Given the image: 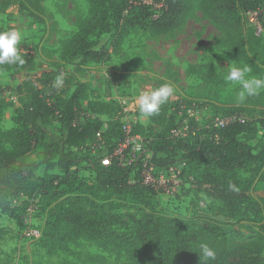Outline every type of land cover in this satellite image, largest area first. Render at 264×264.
Returning <instances> with one entry per match:
<instances>
[{
    "label": "trees",
    "instance_id": "obj_1",
    "mask_svg": "<svg viewBox=\"0 0 264 264\" xmlns=\"http://www.w3.org/2000/svg\"><path fill=\"white\" fill-rule=\"evenodd\" d=\"M18 1L32 16H36L32 8L42 10L39 0ZM190 4L189 0H89L88 17L64 43L61 59L72 65L108 62L122 52L131 35L178 28L187 17ZM263 4L264 0L199 2L202 13L223 33L232 58L240 64L264 66V45L247 17L251 11H261L263 28ZM23 50L26 51L23 66L3 65L2 69L16 73L32 69L34 61L29 49L23 45ZM53 82L51 72H43L34 81L25 80L19 87L25 95L14 111V126L7 130L0 128V211L12 215L22 228L25 206L10 209L8 200L24 195L39 196L46 202L47 218L36 242L39 251L48 257L71 253V244L84 240L114 258L109 262L105 256L88 254L85 264H205L198 254L200 245L207 243L217 253V259L207 264H264V196L255 200L242 188V182L230 183L232 173L248 168L254 172L251 182H264V141L257 146L250 144L258 129L264 133V117L252 121L244 118L224 129H206L189 119L190 140L175 139L172 130L180 128L188 118L182 108L186 102L169 101L163 111L172 123L166 124L161 132L136 124L135 133L145 142L141 159L150 154L149 167L185 163L206 169L204 183L199 186L212 204L219 202L214 214L222 219H177L151 205L160 192L144 185L141 161L129 167L113 162L106 168L101 165L102 152L94 155L81 150L94 142L102 129L98 118L97 123H77L79 94L87 86L80 84L66 96L53 87ZM7 107H0V122ZM235 113L240 115L238 111L228 115ZM101 114L109 116L107 109ZM122 117L109 121L103 131L106 153L110 154L123 138ZM49 130H54L60 140L51 141ZM39 150L40 161L27 160L29 154ZM41 167L47 170L44 175L37 173ZM55 169L58 174L49 173ZM82 169L94 174L92 181L80 176ZM214 171L222 176L213 174ZM189 176L194 179L185 172V180ZM226 183L238 190L226 187ZM115 195H124V199L145 208L151 206L150 211L127 221L111 210L110 196ZM241 206L248 207V212L242 213ZM9 234L7 228L0 226V242Z\"/></svg>",
    "mask_w": 264,
    "mask_h": 264
},
{
    "label": "rangeland",
    "instance_id": "obj_2",
    "mask_svg": "<svg viewBox=\"0 0 264 264\" xmlns=\"http://www.w3.org/2000/svg\"><path fill=\"white\" fill-rule=\"evenodd\" d=\"M189 1L191 4L188 15L178 28L164 33L141 32L131 35L124 42L122 52L108 62L90 61L84 65L77 62L72 65L61 59V53L64 43L77 33L82 22L88 17L89 0H39L42 10L32 8L36 16H32L29 10L22 9L18 0H0V30L20 31L23 34L20 47L23 49V45H26L34 61L32 69L20 70L18 73L6 72L0 66V107L5 108L8 105L4 109L0 128L7 130L14 126L12 117L18 105L13 104L11 95L18 99L23 98L25 93L19 90V87L27 79L34 81L43 72L53 73L54 80L61 73L64 74V85L60 90L66 96L76 90L78 85L85 84L87 87L79 94L77 123H97L95 119L98 118L99 123H102L101 130H104L109 121L122 117L119 101L126 99L128 106L133 109L131 115L138 123L149 126L153 132H161L166 124L172 123L163 111L166 110L165 105L159 115L144 118L139 112L136 99L141 91H150L164 83H169L175 88L171 98L185 101L186 107L195 104L203 110L199 126L209 123L212 118L227 116L234 111H238L241 117L250 121L264 117V92L241 102L237 98L239 85L225 82L229 64L238 67L245 65L232 58L224 43L223 33L202 13L200 0ZM261 9H264V4ZM253 31L264 45V27L260 31ZM250 67L251 76L264 78V66ZM105 109L109 116L101 114ZM169 114L167 111L168 117ZM159 120H162V123H158ZM49 136L51 141L60 140L54 130H49ZM260 141H264V133L258 129L256 139L251 140L250 144L257 146ZM106 152L107 150H104L102 153L106 155ZM41 158L42 151L39 150L29 154L27 160L38 162ZM46 172L45 167L37 171L39 175ZM185 172L194 176L192 183L183 186L175 194L160 193L152 200L151 205L167 216L177 219H222L214 214V208L220 206L219 202L212 204L204 194V188L199 186L204 183L206 169L194 164H185ZM49 173L59 172L55 169ZM253 173V168L236 171L230 175V183L242 182V188L246 189L247 194L259 200L264 196V182H251ZM79 174L89 181L94 178L89 169H82ZM213 174L222 176L215 171ZM229 186L230 184L226 183V187ZM18 197L8 200L10 209L15 207L14 200ZM110 197L111 210L127 221L142 217L151 208L131 203L128 198H123L124 195ZM28 198L33 199L35 196ZM41 204V214L36 217V225L40 231L45 224L48 210L46 202L41 201ZM240 211L248 212V207L241 206ZM12 217L8 212L0 211V226L10 231V235L0 242V256L6 255L3 258L5 260L2 259L4 264H85L88 254L102 255L107 257L109 262L114 261L112 254L103 252L84 240L74 241L70 246L71 253L48 257L38 250L37 240L24 237V225L19 227ZM8 239L17 240L15 246L13 243H6L11 249L10 253L1 248L3 242Z\"/></svg>",
    "mask_w": 264,
    "mask_h": 264
},
{
    "label": "built area",
    "instance_id": "obj_3",
    "mask_svg": "<svg viewBox=\"0 0 264 264\" xmlns=\"http://www.w3.org/2000/svg\"><path fill=\"white\" fill-rule=\"evenodd\" d=\"M260 15L261 11L259 10L251 11L247 14L250 25L259 31L262 30ZM10 99L14 105L19 106V99L16 96L11 95ZM169 101L176 102L179 100L170 98ZM119 102L123 113V117L121 119L123 138L110 154L107 153L103 156L101 159V165L107 168L111 166L113 162H116L121 167H129L136 162L141 161L143 164L142 177L144 185L152 187L160 193L166 195L175 194L179 192L183 186H187L192 183L194 179L191 176L185 180V164L183 163L158 168L148 166L147 159L150 157V154L147 153L146 157L141 159V155L145 151V142L141 135L135 133V126L138 123L137 119L131 115L133 109L128 106V101H126V99H120ZM182 108L186 111L188 118L183 121L180 128L173 129L171 134L175 139L190 140L191 127L189 119H193L196 124H199L203 110L195 104L190 107L183 105ZM242 121H244V118L235 113L228 116L221 115L212 118L210 122L204 126H198L205 127L206 129H224L236 122ZM106 128L107 124H105L104 130ZM104 130L97 132L96 140L94 142L87 143L81 148V150L83 152L89 151L94 155L106 150L107 141L103 136ZM75 151H78V148H75ZM14 204L15 207L25 206V211L22 216L24 237L38 240L41 237L42 232L38 229V225H36V217L41 212L40 198L35 197L33 199H29L27 196L20 195L18 199L16 198L14 200Z\"/></svg>",
    "mask_w": 264,
    "mask_h": 264
},
{
    "label": "clouds",
    "instance_id": "obj_4",
    "mask_svg": "<svg viewBox=\"0 0 264 264\" xmlns=\"http://www.w3.org/2000/svg\"><path fill=\"white\" fill-rule=\"evenodd\" d=\"M23 39V34L16 30L0 31V66L15 65L23 66L26 61L24 59V50L20 47ZM228 72L225 76V82L229 84L239 85L237 98L239 101L244 102L250 97L258 96L264 92V78L251 76V67L245 65L238 67L229 64L227 67ZM64 74L58 75L54 82L53 87L60 89L64 85ZM175 88L169 84L164 83L160 87L153 90H144L138 95L136 103L142 117L150 118L154 115H159L163 105L169 102L173 96ZM232 190L237 191L235 185H230ZM200 259L201 255L207 264L208 261H215L217 253L215 249L211 248L207 243L200 245Z\"/></svg>",
    "mask_w": 264,
    "mask_h": 264
},
{
    "label": "crops",
    "instance_id": "obj_5",
    "mask_svg": "<svg viewBox=\"0 0 264 264\" xmlns=\"http://www.w3.org/2000/svg\"><path fill=\"white\" fill-rule=\"evenodd\" d=\"M9 235H10V234H9ZM9 235H8V236H9ZM3 241H4V240H3ZM8 242L13 243L14 246H15L17 240H16V239H15V240L8 239V241L3 242V244L1 245V248H2V249H4L6 252L10 253V252H11V249L8 248V247L6 246V243H8ZM3 254H4V253H3ZM4 257H6V255H1V256H0V264H4V263H5V261H3V260H5V259H3ZM7 258H8V257H7ZM2 259H3V260H2Z\"/></svg>",
    "mask_w": 264,
    "mask_h": 264
}]
</instances>
